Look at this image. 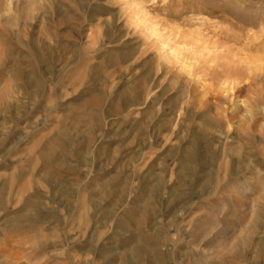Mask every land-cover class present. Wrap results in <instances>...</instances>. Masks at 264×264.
Masks as SVG:
<instances>
[{
	"label": "rangeland",
	"instance_id": "obj_1",
	"mask_svg": "<svg viewBox=\"0 0 264 264\" xmlns=\"http://www.w3.org/2000/svg\"><path fill=\"white\" fill-rule=\"evenodd\" d=\"M263 152L264 0H0V264H264Z\"/></svg>",
	"mask_w": 264,
	"mask_h": 264
},
{
	"label": "bare ground",
	"instance_id": "obj_2",
	"mask_svg": "<svg viewBox=\"0 0 264 264\" xmlns=\"http://www.w3.org/2000/svg\"><path fill=\"white\" fill-rule=\"evenodd\" d=\"M229 8V7H228ZM173 49V48H172ZM177 50V49H175ZM181 50V49H180ZM174 53L176 54V52L174 51ZM173 53V54H174ZM174 56V55H173ZM184 56V55H183ZM172 57V56H171ZM176 59L178 57H180V55H177L175 56ZM186 57H184L185 59ZM174 60V59H173ZM178 60H182V58H179L177 59V62ZM183 63V62H182ZM191 65V64H190ZM188 64V67L190 66ZM191 68V67H190ZM210 74V72H209ZM222 74V73H221ZM201 75V74H200ZM203 75V74H202ZM229 74H227L226 76H228ZM205 76V75H204ZM201 78V77H199ZM227 78V79H226ZM224 80V83L227 82L229 83V86H227L228 84L226 83L225 85L222 84V86H224V91H217L216 93V100L217 101H220L222 100H225V101H228L229 98H231V94H234L233 91H235V85L238 86V84H235L234 79L235 78H230L229 77H226ZM223 80V79H222ZM229 80H231L229 82ZM216 83V82H215ZM214 82L211 84V86L214 88V86H217ZM220 83V82H219ZM235 84V85H234ZM232 86V87H231ZM220 87V86H219ZM230 87V88H229ZM223 88V87H222ZM211 89V87H210ZM214 90V89H213ZM212 90V91H213ZM219 90V89H218ZM216 92V90H215ZM222 94H224L222 96ZM214 96V97H215ZM231 100V99H230ZM220 103V102H219ZM226 118H228V116L225 115ZM264 153V152H263ZM255 184V183H254ZM257 184V183H256ZM258 186V185H257ZM259 187V186H258ZM256 187V188H258ZM250 190L251 191V188L249 187V185H243L242 189L240 190V198L242 199V201L244 202L243 203V206H242V213L240 215V235H239V247H240V250L238 251L239 254L242 256L241 258H243L244 256H246V254L249 252L251 246H253V243H254V234L257 232V229L262 227L261 226V222H262V219L264 217V193L263 194H260L259 196H257L255 198V200L253 201V209L256 207L259 206V209L260 211H258L257 213L254 212L252 214L249 213L250 209L248 208V193H247V190ZM253 189V188H252ZM263 189H264V186H263ZM262 190V189H261ZM264 191V190H263ZM254 192V191H253ZM261 192V191H260ZM262 193V192H261ZM251 207V206H250ZM249 210V211H248ZM252 211V210H251ZM256 211V210H255ZM143 244L140 245H137L136 248H135V253H136V256H139L141 255V253L143 252L144 248L142 247ZM144 246V245H143ZM148 248V247H147ZM239 249V248H238ZM154 250V249H153ZM238 254V255H239ZM135 255V254H134ZM156 257L153 259H150L148 262V264H163V260H162V255H157L155 254ZM264 255V237H260L257 239L256 241V249H255V257L258 259H262ZM139 258V257H138ZM137 258V259H138ZM245 258V257H244ZM254 258V259H256ZM264 258V257H263ZM136 258L134 259H128L127 257L124 258V264H135L137 261ZM136 261V262H135ZM256 262V261H255ZM123 263V262H122ZM139 264V263H138Z\"/></svg>",
	"mask_w": 264,
	"mask_h": 264
}]
</instances>
